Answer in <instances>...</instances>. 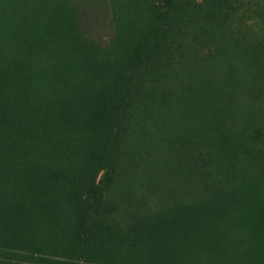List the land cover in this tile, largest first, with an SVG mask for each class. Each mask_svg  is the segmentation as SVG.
Masks as SVG:
<instances>
[{"label": "rangeland", "instance_id": "374dc122", "mask_svg": "<svg viewBox=\"0 0 264 264\" xmlns=\"http://www.w3.org/2000/svg\"><path fill=\"white\" fill-rule=\"evenodd\" d=\"M0 0V264H264V0Z\"/></svg>", "mask_w": 264, "mask_h": 264}, {"label": "trees", "instance_id": "16d2710c", "mask_svg": "<svg viewBox=\"0 0 264 264\" xmlns=\"http://www.w3.org/2000/svg\"><path fill=\"white\" fill-rule=\"evenodd\" d=\"M164 2L158 9L157 17L162 21L164 20L166 26L169 19L179 28H183L194 16L205 15L213 18L218 15L217 10H212L197 0H164Z\"/></svg>", "mask_w": 264, "mask_h": 264}]
</instances>
